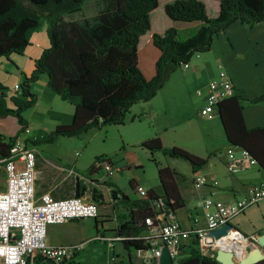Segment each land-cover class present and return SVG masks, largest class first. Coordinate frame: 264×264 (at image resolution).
<instances>
[{
    "label": "trees",
    "instance_id": "16d2710c",
    "mask_svg": "<svg viewBox=\"0 0 264 264\" xmlns=\"http://www.w3.org/2000/svg\"><path fill=\"white\" fill-rule=\"evenodd\" d=\"M87 1L90 0H0V59L9 61L11 55L22 56L42 19L48 22L49 40V47L33 61L31 73H21L15 95L8 97L7 88L0 83V118L12 117L19 126L14 136H0V166L12 154L15 140L27 129L23 114L37 104L38 97L31 92V85L40 77L47 78L50 91L72 106L73 113L69 125L56 126L45 141L32 142L34 146L53 143L60 137L76 138L92 128L124 125L133 106L151 101L174 69L190 62L195 54L209 52L220 32L235 23L251 27L264 22V0H214L219 7L214 18L207 16L200 0H173L165 4V15L172 22L198 23L197 27L185 38L173 27L162 34L153 33L140 47V38L150 31V13L157 9L159 0H102L103 8L91 21L63 22L65 16L81 12ZM7 99L13 108L7 107ZM263 101L264 93L246 98L243 91L237 90L220 101L216 111L227 143L247 151L264 171V127L247 128L243 116L247 106ZM135 120L132 117L130 122ZM138 146L150 155L161 195L149 190L141 200L127 199L130 212L116 220L114 235L128 253V260L116 264H133L131 251L149 252L150 246L140 236L147 229L145 219H155L159 214L155 208L158 201L162 202L166 217L174 218L185 207L176 172L161 166L154 155L161 153L184 160L192 174L207 163L206 158L181 148L164 147L156 135ZM108 163L107 158H94L83 177L97 174ZM130 186L135 190L133 184ZM74 257L63 264H77ZM38 260L33 259L32 264H39ZM173 264L218 262L213 254H202L192 238ZM256 264H264V258Z\"/></svg>",
    "mask_w": 264,
    "mask_h": 264
},
{
    "label": "rangeland",
    "instance_id": "374dc122",
    "mask_svg": "<svg viewBox=\"0 0 264 264\" xmlns=\"http://www.w3.org/2000/svg\"><path fill=\"white\" fill-rule=\"evenodd\" d=\"M172 1L159 0L157 9L150 13V31L140 38V47L146 43L148 37L153 33L162 34L168 28L173 27L180 32L181 37L185 38L190 30L197 27L198 23L187 24L172 22L165 15L164 6ZM200 1L205 5L206 14L209 18L217 16L219 7L216 1ZM103 6L104 3L102 0L87 1L81 12L65 16L63 22L77 21L82 23L86 19L91 21L93 17L99 14ZM47 27L48 22L42 19L38 29L31 35V45L26 48L24 55L27 56L23 59V68L26 75H29L33 70L32 60L37 58L39 52L44 48L49 47V40L46 35ZM245 27V30L248 31V27ZM242 49L237 51L236 54L230 52L229 59L225 56L221 58V50L217 49L215 52H211L214 53L215 57H220L224 61L207 62V64L205 61L204 65L199 67L198 74L191 73V75H195L196 79L190 83L186 79V75L188 74L187 70L184 71L181 66L174 69L173 73L170 74L171 81L166 93V96H168L167 100L169 101L167 117L163 115H158L156 119L142 117L136 119L135 123L131 124L130 119L133 115L130 113L125 124L122 126H106L99 129L92 128L76 138L60 137L53 143L42 142L35 146L37 151L36 169L38 172L36 181L37 194L45 192L48 185L52 187L60 183L62 177L58 174L60 172L58 170L59 167L72 166L76 161L77 168L83 171L96 157L110 158L115 163L116 172H114V177L118 180V185L121 186L120 188L127 194L130 193L132 200H136L139 195L131 189L130 183L136 185V187H141L146 192L153 189L157 192L160 191L156 168L149 161V153L140 146L135 145V143L142 136H153L152 132L154 130L159 131L164 126L168 129L166 131L161 129L162 131L158 135L164 147H178L195 156L206 158L207 160L209 158V165H213L214 161H218L221 158L224 159V155L226 156L225 150H227L225 148L231 149V147L227 146L219 118L215 115L211 118L199 115V109L203 103L201 101V95L198 94V90H200V86L205 85L208 93L209 82L220 71H224L225 73L227 71L239 73L244 80L250 79L251 77L257 78L261 74L264 76V51H262V55L258 49L256 53L253 50ZM205 55L200 54L201 59L199 60H196L194 56L190 60V64L193 66L197 63L196 61H199V63L204 61ZM257 56H261L263 60H260L258 65H255L254 61H257L255 59ZM14 57L17 56H13V59L19 61V58ZM7 67H10V65H7L5 59H0V82L7 84L8 89L6 94L9 97L16 94L15 84L19 76L10 69L8 70L10 74H6L5 70H7ZM32 86V93L40 98V106L39 108H35L36 112L40 115L35 114L33 117L34 109L29 110L30 112L27 110L23 116L25 115L24 118L30 120L32 124L30 137L45 141L54 126L48 116L54 113L63 115L64 118L67 113L69 115L71 114L73 108L69 104L62 102L50 91L45 76ZM248 96L247 98H253L251 95ZM6 105L8 108H13L8 99L6 100ZM43 116H45V119ZM18 128L19 126L14 118H0V135L5 137L12 136L17 132ZM21 137L25 139L27 136L26 134H21ZM208 150H213V152L209 153ZM154 158L161 166H169L176 170L177 185L182 191L187 206H195V210L200 213V208H202L201 202L211 199L209 197V190L204 184H195L193 182L196 177L201 179V174L192 175L189 164L184 160L165 157L161 153H156ZM125 162L136 164V166H131L126 169L124 168ZM60 173L64 175L65 172ZM101 175L103 173H100L99 176ZM4 183L5 175L0 166V191L4 189ZM63 184L66 186V182ZM79 184L82 185L81 183ZM262 205L264 207V204ZM257 206L258 204L249 208L245 216H239L234 219L231 222L232 227L247 237L251 234L264 232V216L260 212V209L258 210ZM186 214V210L179 211L178 219L186 220ZM106 222L109 223V221ZM203 222L201 220L200 225H203ZM72 223L79 232L77 238L83 240V242L95 236L94 220H81ZM108 246L107 243L102 241L91 242L79 252V258L77 257L78 261L80 264H110V261L108 262V256L110 257ZM130 256L133 262L140 260V257L133 251L130 252ZM123 257L126 261L128 260V256L123 255Z\"/></svg>",
    "mask_w": 264,
    "mask_h": 264
},
{
    "label": "built area",
    "instance_id": "2783aa9c",
    "mask_svg": "<svg viewBox=\"0 0 264 264\" xmlns=\"http://www.w3.org/2000/svg\"><path fill=\"white\" fill-rule=\"evenodd\" d=\"M195 59L200 54H195ZM193 56V57H194ZM192 57V58H193ZM186 71L190 68V62L181 65ZM15 91H18L16 86ZM236 92L231 78L220 71L217 78L208 84V93L205 104L200 109L202 117L211 118L215 114L216 105ZM200 94V93H198ZM29 130L25 129L24 134ZM238 149V156L228 152L226 167L229 172L244 170L256 166V161L247 151ZM37 151L28 146L23 138L18 137L12 149V154L3 161L2 170L5 175V188L0 191V264H30L33 259L40 258L51 264H63L69 261L85 246V243L74 245L49 246L46 242L48 226L62 225L69 221L97 220L99 210L93 200H84L80 197L54 199L49 192L37 196L36 181L38 172L36 169ZM106 177H112L114 168L108 164L102 167ZM195 184H202L199 178H195ZM136 192L145 197L146 191L136 187ZM264 200V184L249 186L243 197L230 204L207 199L203 201V219L205 225L198 226V216L193 215L192 227L183 229L172 217H166L161 201L155 204L159 214L155 219L146 218L147 227L140 239L150 246L147 253L137 252L141 264H157L161 249L166 247L172 261L179 256L181 248L193 238L202 254L207 251H216L218 248H228L226 245L231 237H238L245 241L235 229L228 231L227 236L219 239L208 237V232L231 224V222L244 215L251 207ZM169 218V222L164 221ZM96 239L104 240L102 237ZM113 239H108L112 243ZM114 240H119L115 238ZM112 247V245L110 244ZM235 259L239 258L235 254ZM110 264H115L114 255L110 256Z\"/></svg>",
    "mask_w": 264,
    "mask_h": 264
},
{
    "label": "crops",
    "instance_id": "0c3cea01",
    "mask_svg": "<svg viewBox=\"0 0 264 264\" xmlns=\"http://www.w3.org/2000/svg\"><path fill=\"white\" fill-rule=\"evenodd\" d=\"M245 26L247 25L235 23V24H232L230 27H228L225 31H222L217 36H215V38L213 39L211 50L205 53L206 54L205 60L200 63L199 61H196L197 63H195V65L193 66L190 64V68L187 70L188 74L186 75L187 81L189 83L192 81H195L196 77L195 75H191V73L198 74L197 72L199 71V67L203 66L205 61H206V64L207 62H217L219 60H222L221 58L223 56L229 59V55L231 54L230 52H232L233 54H236L237 51L241 50L242 48H246L247 50H253L254 53H256L258 49L259 51H261L260 53H262V51H264V22L256 24L251 27L247 26L248 31L245 30L246 28ZM217 49L222 51L221 58L215 57L214 53H211V52H215ZM42 51L39 52V56L42 53ZM24 53L22 56L11 55L9 57V61L5 60L7 62V65H10V67H7L6 68L7 70H5L6 74L8 75L10 74V71H8L10 69L16 75L19 76L15 86L19 85L21 82V79H22L21 73L26 74L23 68V59L27 55H24ZM13 56H17L14 58H19L18 59L19 61L14 60ZM261 56L259 57L257 56L255 58L257 60V61H254L255 65H258V62L260 60H263ZM35 59L32 60V63ZM199 59H201V57L196 60H199ZM226 73L231 78L235 90L243 91L244 97L247 98L249 97L248 95H251L252 97H256L264 93V76L262 74L257 78L251 77L250 79H247L248 80L247 81V80H244L239 73H231L228 71ZM42 77H40V79ZM216 78H217V75H214L213 80ZM40 79L38 81H40ZM170 81H171V75L169 76L168 80L165 82L163 88L157 93V95L151 101L133 106L131 108V114L133 115V117H136V119H140L142 117L156 119L158 115L166 116L167 113L169 112V101L167 100L168 96H166V93H167V89L170 84ZM0 83L7 88L6 86L7 84L3 82H0ZM32 85H31V92H32V87H33ZM199 88H200V90H198L200 93L199 95H201L202 97L201 101L203 103L201 106L202 108L205 104L207 89L205 85H202ZM249 93H252V94H249ZM39 106H40V98H38L37 104L29 110L30 111L34 110L35 108H39ZM33 112H34L33 117L35 116V114L40 115L39 113L36 112V109ZM72 113L73 111H71L70 115L67 113L64 118H63V115L51 113L48 117L51 119L50 122L53 123L54 125L52 130H54V128L58 125H69L72 121ZM215 116L218 117L217 114H215ZM243 116H244V121H245L247 128L252 129L256 127H264V101L262 103L247 106L244 109ZM43 117L45 119V116ZM25 120L27 121V125H28L27 129L29 130V133L26 134L27 137L25 139L28 138L27 140H29L30 142L25 139L23 140L28 146L32 147V142L42 140V139H35V138L30 137V129H31L32 124L30 120L26 118ZM130 123L133 124L135 123V121L130 122ZM153 129H155V127H153ZM161 129L166 131L168 128L164 126L163 128H160L159 131L154 130L152 132L153 136L140 137L136 141L135 145L138 146L144 140L152 138L155 135L158 136L160 134V131H162ZM12 136H9V137H12ZM227 146L231 147V149L225 148L227 150H225L226 156L224 155V159L221 158L218 161H214L213 165H209L210 163H209V158H208L207 163L196 173V174H201L202 180L199 177H196V178H199L202 181V184H204L206 188L209 190L208 191L210 195L209 197L211 199L216 200V201H221L226 204H230L234 201L241 199L246 189L249 186L260 184V183L264 184V171L258 165H256V166H251L249 168H246L244 170L229 172L225 165L226 161H228L227 152H233L235 156H238L239 152L236 147H233L229 145L228 143H227ZM34 148L36 147L34 146ZM208 151L209 153L213 152V150H208ZM107 159L109 160L110 165L114 168V172H116L115 163L110 158H107ZM90 164H88V166H86V168H84L83 171H80L77 168L76 161L74 162L72 166L67 165V166L59 167L58 170L60 172L62 173L65 172L64 175L58 172L59 176L62 177L60 183L53 185L52 187L51 185H48V188L46 189L45 192H49L51 196H54L57 199H64V198L77 196L84 200H93L97 204L98 210H99V218L97 220H94L95 221V227H94L95 236L92 239L83 242V240H80L79 238H77V235L79 232L76 230V227L73 225L72 223L73 221H69L62 225L48 226L47 231H46V242L49 246H62V245H74L78 243H85V246H84L85 248L91 242L102 241L109 245L108 247L110 250V256L112 255L115 256L116 263L125 262L126 260L124 259L123 255H126L127 257L128 253L126 252V250H124L123 245L119 242V240H114L116 238L114 235V229L116 227V220L128 215V213L130 212L129 207L126 205L127 199L132 200L130 198V193L127 194L120 188L121 186L118 185V180L115 179L114 174L112 177H106L103 169L100 170L97 174L90 176L89 178L83 177V173L86 171V169L89 167ZM124 165H125L124 168L126 169L130 168L131 166H136V164H131L129 162H125ZM171 169H173L176 172L174 168H171ZM100 173H103V175L99 176ZM192 175H195V174H192ZM64 182H66V186L63 184ZM176 182H177V179H176ZM79 183H81L82 185H80ZM106 183H109L113 186L108 187ZM133 186L136 187V185H133ZM4 188H5V183H4ZM178 189H179V192L182 198L184 199L185 207L183 209L178 210L175 213L174 219L179 223V225L183 229L188 230L192 227L191 220L193 218V215H196L198 216V226L203 227L205 225V221L203 219V208H200V213H199L197 210H195L196 209L195 206L188 207L187 202L179 186H178ZM35 190H36V187H35ZM159 190L160 191L157 192L156 190L153 189V191L156 194L161 195L160 187H159ZM133 191L136 192V190H133ZM39 195L40 194H37V196ZM141 199H143V197L139 195V197L136 200H141ZM201 203H203V201ZM262 204H264V200L258 204L257 208L258 210L260 209V212L264 216V207ZM181 210L187 211L186 220L178 219V212ZM247 212L248 211H246L244 215L242 216H245ZM201 220L204 221L203 225H200ZM106 221H109V223H107ZM164 221L169 222V218H164ZM262 234H264V232L251 234L249 237L257 238L258 236ZM98 236L102 237L104 240L96 239V237ZM235 238L236 239L234 241H231V246H235V247L231 249H234L237 257L241 259L246 253L249 252L250 244L248 243L247 245H243L244 242L243 240L241 242V238H237V237ZM108 239H113L112 243H109L107 241ZM238 242L241 244L237 245L236 243ZM110 244L112 245V247L110 246ZM241 248L243 249V252L239 254L238 250L240 252ZM215 252L216 251H213V252L207 251L205 255H211V254L214 255ZM78 255L79 253L75 255L73 262L80 264V262L78 261V258H79ZM109 259L110 257L108 256V262H109ZM130 259L132 261L131 256H130ZM38 261H39L38 262L39 264H51L47 261H42L41 259ZM140 261L141 259L136 262L132 261V263L139 264ZM32 262L33 261H31L30 264H32Z\"/></svg>",
    "mask_w": 264,
    "mask_h": 264
},
{
    "label": "water",
    "instance_id": "95a60500",
    "mask_svg": "<svg viewBox=\"0 0 264 264\" xmlns=\"http://www.w3.org/2000/svg\"><path fill=\"white\" fill-rule=\"evenodd\" d=\"M219 118V117H218ZM77 197V196H76ZM234 229L231 224L224 225L219 229L208 232V237L219 239L225 237L228 231ZM236 230V229H235ZM241 236V232L236 230ZM244 239L250 244L249 252L246 253L241 259H235V250L231 248H218L214 253V258L218 264H256L264 258V234L256 237H245ZM50 263V262H49ZM157 264H173L169 252L166 247L161 249L160 257Z\"/></svg>",
    "mask_w": 264,
    "mask_h": 264
},
{
    "label": "bare ground",
    "instance_id": "6f19581e",
    "mask_svg": "<svg viewBox=\"0 0 264 264\" xmlns=\"http://www.w3.org/2000/svg\"><path fill=\"white\" fill-rule=\"evenodd\" d=\"M237 238H238V237H237ZM235 239H236L235 237H231V240L227 243L226 246H227L228 248H233V247H235V246H231V241H234ZM238 241H240V240H238ZM241 242H242V239H241ZM243 242H244V243H243V245H244V244H245V241L243 240ZM236 244H237V245H240L241 243L238 242V243H236ZM243 245H242V246H243ZM238 249H239V248H238ZM242 252H243V249H242V248H241V251H240V252H239V250H238V253H239V254L242 253Z\"/></svg>",
    "mask_w": 264,
    "mask_h": 264
},
{
    "label": "clouds",
    "instance_id": "9594fccd",
    "mask_svg": "<svg viewBox=\"0 0 264 264\" xmlns=\"http://www.w3.org/2000/svg\"><path fill=\"white\" fill-rule=\"evenodd\" d=\"M16 92V91H15ZM24 134V133H23ZM115 257V256H114ZM116 264V263H115ZM141 264V263H140Z\"/></svg>",
    "mask_w": 264,
    "mask_h": 264
}]
</instances>
